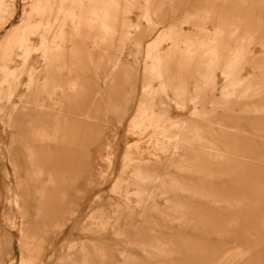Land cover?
Listing matches in <instances>:
<instances>
[{"label": "rangeland", "instance_id": "1", "mask_svg": "<svg viewBox=\"0 0 264 264\" xmlns=\"http://www.w3.org/2000/svg\"><path fill=\"white\" fill-rule=\"evenodd\" d=\"M43 1L0 61V264H264V0Z\"/></svg>", "mask_w": 264, "mask_h": 264}, {"label": "bare ground", "instance_id": "2", "mask_svg": "<svg viewBox=\"0 0 264 264\" xmlns=\"http://www.w3.org/2000/svg\"><path fill=\"white\" fill-rule=\"evenodd\" d=\"M12 1L13 0H0V21L1 20L4 21V19H6V15L11 10ZM54 5L56 6V2L54 3ZM54 5L45 4L43 0H36L33 3V5H31L29 8L23 11L22 23L12 29V31L6 36L5 40H3L4 42L0 46V61L4 63V66H5L6 57L8 56L9 52L13 50L15 47L22 48V50L25 49L24 52L26 53V55L24 56L25 60L29 58L28 49H30L32 39L29 34H25L23 33V31H27L28 33H33L34 30L35 33H37L39 36L41 35L40 40L43 47L49 48L48 46L49 41L45 35V31L48 28L50 33L55 32L58 29V24L60 22V15H61L60 11L55 10ZM1 23H0V27L2 25ZM4 23H8V18L3 22V24ZM4 45H6V47L8 48V51L6 53L1 52V49ZM52 53L54 52L52 51ZM60 125H61L60 119L58 117H55L56 128L58 129ZM38 133L43 134V129L41 128L38 129ZM241 252L242 251L240 250L238 253L240 254Z\"/></svg>", "mask_w": 264, "mask_h": 264}]
</instances>
